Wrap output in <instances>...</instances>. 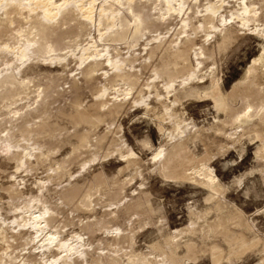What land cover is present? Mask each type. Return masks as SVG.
<instances>
[{
  "label": "bare ground",
  "instance_id": "obj_1",
  "mask_svg": "<svg viewBox=\"0 0 264 264\" xmlns=\"http://www.w3.org/2000/svg\"><path fill=\"white\" fill-rule=\"evenodd\" d=\"M233 2L238 4L237 8ZM263 6L256 0H0V37L2 34L17 33L12 36L14 42L7 39L0 42V105L14 95H26L10 104L5 103L3 110L6 108L7 112L4 111L5 117H1L0 122H9L13 128L19 126L18 132L28 131L29 135L39 132L47 135L55 131L56 122L50 115L44 116L34 127L30 125L25 129L23 126V129L21 123L35 113L44 115L51 101L64 97V93L52 87L53 80L63 76L69 65L67 55L70 52L60 53L63 50L60 47L63 27L72 21L92 26L94 33L90 32L88 43L77 57L80 65L87 63L77 73L80 78L72 76L70 87L77 93L81 88L79 81L90 83L100 70L103 83L96 89L97 95L91 103L79 109L71 100L69 110L58 111V116H65L75 125L85 124L92 129L104 117L120 113L133 90L138 88L132 103L141 106L146 114L152 113L158 118V129L168 138L167 143L158 146L150 157L153 171L207 190L203 205H187L188 222L183 227L164 232L161 222L159 225L152 222L150 226H156L161 240L150 245V250L144 254L146 256L137 255L133 249L131 241L134 237L130 232L134 231V227L129 228V232L114 227L109 230L108 236L115 247L100 248L101 255L93 257L90 255L91 243L83 235L77 233L67 239L55 225L61 208L51 206V199L57 197L62 205L79 198L78 203L75 202V211L93 212L99 202V198L93 199L94 189L107 183L113 188L112 191L107 189L113 198L123 185H127L125 183L142 176L141 157L123 142V146L115 151L125 165L112 177L101 170L90 177L79 175L81 179H70L60 190L52 185H38L35 194L26 193L21 185L23 183L8 184L10 186L5 189L9 198L6 209L12 208L15 213L9 220L1 202L0 264H78L81 258H85L86 264H186L198 254L208 256L211 264H237L248 252H256L259 255L258 264H264V234H260L255 219L250 220L251 217L248 218L243 210L227 203V188L210 163L208 156L211 154L207 155L205 151L206 154L199 156L191 149L197 140L209 138L206 134L212 129L214 133L226 136L232 144L253 135L260 142L257 157L264 158V48L253 57L244 77L230 93L223 90L216 61V56L223 54L245 27L247 31L250 29L264 38V24L259 21ZM15 13L23 16L29 24L26 30L14 27L17 22ZM118 43L127 45L126 54L121 52ZM133 48L134 51H131ZM53 63L61 65L63 71L57 74L43 71V65ZM147 70L152 72L150 80L142 82ZM42 77L48 79L43 89H36V93H32L34 97H30L32 91L25 93ZM120 84L123 86V89L120 88L123 97L110 93L113 97L110 99L109 90ZM199 97L212 99L214 107L225 115V119L218 117L216 124L212 123L209 129L188 122L181 106L185 100ZM112 99L114 102L110 103ZM239 102L240 105H237ZM228 125H232L233 131H226ZM118 129V126L108 122L106 130L97 136L93 145L100 148L102 144L110 143L118 134ZM23 136V142L14 140L13 134L0 139V158L14 161L16 172L22 166L26 171L47 161L48 150L42 148L38 140L26 134ZM74 137L76 144L71 151L90 143L87 133ZM77 155L54 161L56 166L51 167L53 173L49 178H63L66 171H70L67 165L77 159ZM85 162L88 160L81 163ZM261 167L264 172V163ZM125 170H129L130 174L122 179L119 174ZM262 177L264 179V174ZM143 184L141 181L139 185ZM107 185L104 187L107 188ZM41 190L42 193L37 194ZM132 208L151 216L160 210L154 206L151 194L140 187L132 202L119 210L110 208L105 214L114 216L113 220H116L118 213L123 214ZM101 223L96 219L85 226L94 232ZM125 243H130L132 249L127 251L125 245L124 250L121 244Z\"/></svg>",
  "mask_w": 264,
  "mask_h": 264
},
{
  "label": "rangeland",
  "instance_id": "obj_2",
  "mask_svg": "<svg viewBox=\"0 0 264 264\" xmlns=\"http://www.w3.org/2000/svg\"><path fill=\"white\" fill-rule=\"evenodd\" d=\"M256 1H258L260 5L264 4V0ZM234 4L237 8L238 4ZM13 15L17 19L14 27L21 31L26 30L29 24L26 23L23 16H19L16 13ZM259 16V21L264 24V6L260 10ZM173 22H176V20H173ZM252 23H250V27H252ZM170 28L172 27L170 26ZM243 29L239 31L238 37L230 44L229 47H227L225 52L219 56H216L218 73L222 78L221 82L225 93H227V91L229 93L232 91L234 85L244 77V74L250 66L253 57L259 55L264 48V38H262L260 35H257L250 29H248L249 31H247L246 27ZM62 30L64 32L62 35V45L60 47L61 50H63L60 51V53L64 54L70 52L67 55V63L69 65L65 69V73L63 76L55 78L53 80L52 87L57 89L59 92L64 93V97H60L56 101L54 100L55 102L51 101V103L47 105V111L46 113H44V115L41 116L39 113H35L30 116V119L25 121L26 123H21L22 127L24 126L25 129L30 125L31 127H34L35 124H39L42 121L44 116L48 117L50 115L52 116V118L54 117V122H56L54 125L56 126L54 129L55 131L52 130L53 132H50L47 135L44 133L41 134V132H39L40 134L32 133L31 135H29L28 131L18 132V130L20 129L19 126H14L13 128L11 126L13 124L9 122H6L4 120L0 122V139L8 138L9 135L13 134L14 140H20L23 142L25 138L23 134H26L30 136V138L38 140L42 144V148L48 150L47 161L43 164H40L39 166H35L31 170L27 169L25 171V166H22L20 171L16 172V163L14 161L8 160L6 159V157H3V159L0 158V204L3 203V207L5 206L4 209H6V204L9 198L5 189L14 182L16 184L23 183L21 185L24 186V191L26 193L35 194L38 185H52V187L60 190L62 186H66L70 179H81L82 176L79 177V175L90 177L91 175L98 173L101 170H104L109 177H112L114 174L117 175L119 168L123 167L125 163L121 160V158H119V156H117V152L115 150L120 148V146H123L122 144H124L123 142H125L126 145L129 144L128 146H131V148H133L141 157V161H143L141 163L143 172L142 176H137L132 182L125 183L127 185H123L124 188L122 186V188L120 189L121 191L117 192V194H115L113 198H111L109 195V191H112L111 189L113 188H111L112 186L109 187L107 183L101 184L98 187L99 189H94L92 192L94 194L93 199L99 198V202L95 206L96 209L93 212L75 211V202L77 204L79 198H75L77 200L73 199V201L69 204L61 203L62 205H60V201H57V197H55L56 199H51L52 205L50 202L49 205H55V207L57 206L58 209L61 208V210H59L60 214H58L57 216L58 221L56 219L57 223H54L55 225H57L59 230H62L63 236L66 235L65 237L67 239H70L77 233L83 235L86 241L91 243L90 250H92V252L90 255H92L93 257L101 255L102 251H100V248L107 246V248L113 249L115 247L113 246V241L108 236L109 230L114 227H120L123 230L125 229L126 232H129V228L134 227V231L130 232L132 238L134 237V239H132L131 241V244L133 243V249L135 250V253L137 255L146 256L144 254H146L150 250V245L154 243V241L156 242V240H161V234L157 231L156 226H150L152 222L154 221L158 223V225L160 224L159 222H161L160 226L163 227L164 232H166L167 230H173L175 228L183 227L188 222L187 205H203V203H205L204 198L207 195V190L200 185L188 182H180L176 179L163 177L160 173L153 171L150 157H152V153L158 146L167 143L166 141H168V138L166 134H163L158 129V118L154 117L152 113L146 114L145 110L142 109L141 106L139 107L137 104L132 103V97L134 96L133 94H138V88L133 90L132 94L128 97V102L122 108L120 113L114 116L104 117L103 121L92 129L85 124L75 125L69 118H66L65 116H58V113L63 109V111L69 110V104L72 101H74L75 107L79 109H82L86 105L91 103L97 95L96 89L103 83V77L101 76L102 70H100L90 83L87 84L79 81V86L81 85V88L77 93H75L73 87H70L72 76L76 75L77 78H80L81 76L77 73L87 63H83V66L80 65V61L77 57L81 48L88 43L90 39L88 37L90 32L94 33V28H92V26L86 27L84 25H79L78 23L72 21L70 25L64 26ZM13 34L17 33L13 32L12 34H2L0 37V42H4L6 39L11 40L10 42H14V38L12 39ZM95 34L97 33L95 32ZM154 34L156 33H153L152 35ZM7 37H10L11 39H8ZM63 44H65V46H63ZM117 46L121 48V52L123 54H126L128 52L127 45L118 43ZM137 48H139V46L135 47V49ZM132 50L134 51V48L131 49V51ZM73 54L76 55L74 56ZM219 58L220 60L218 61ZM138 63L139 62H137V64ZM46 70H49L53 74H57L62 72L63 68L61 65L53 63L47 66L43 65V71ZM151 74L152 72L150 70H147L146 75H144L142 78V82L149 81V75L151 76ZM44 79H46L47 81ZM46 82H48L47 78H39V81H36L37 85H31V88L28 90L29 92L27 91L25 93H30V91H32L30 97H34L35 95L33 96V94L36 93V89H43ZM40 83L42 84V86ZM121 86L122 84L117 85L114 89H110L108 94H117L120 98H122L123 94L120 88L123 89V86ZM75 94L76 98L74 99ZM111 94L108 95V97L111 96L110 99L113 98ZM137 94L135 96H137ZM23 96L25 97L26 95L24 93H22L20 96L14 95L13 97L8 98L4 103H2V105H0V107L2 106V111H0V113L3 114L0 116L1 120L5 117L4 111L7 112L6 108L5 110H3L5 103L10 104L11 102L15 101V99L19 100ZM23 102L25 101H22V103ZM113 102L114 99H112L110 103ZM237 105H240V102ZM181 108H184L183 116L187 118L188 122L191 121L198 127H204L203 129H209L213 124H216L215 122H217L218 117L221 119H223L224 117L225 119V115L222 112H218L216 110L213 100L210 98L199 97L185 100ZM108 122L113 123V126H118L119 132L114 136L113 140H111L110 143L106 142L102 144L101 147L99 146L100 148H98V146H95L93 144L96 142L97 136L99 134H102L106 130ZM225 128L227 132H231V130L233 131L232 125H228ZM84 133H87V135L89 136L90 143H88L87 146L80 147V149L78 148L77 150L71 151L76 144V139L74 136ZM206 135L209 138H204L201 141L197 140L198 142L196 141L195 145H191L192 151L199 156H202L203 153L206 154V152L208 153L207 155L211 154L210 156H208L210 158V163L214 167L215 172L220 178L222 184L225 186V188H227V192L225 193L227 203L231 204L232 206L235 205L239 209L243 210L248 218L251 217L250 220L254 218L255 223L259 227L260 234H264V179L262 177L264 172H262L261 167L264 163V158L257 157L256 151H258L257 147H259L258 145H260L259 140L252 135L250 137L244 138L240 143L232 144L226 139V136L224 138L222 134L214 133L212 129H209ZM117 138L121 139L118 140ZM202 141L204 142L202 143ZM76 152L79 155H77L78 158H74V161L71 163L72 165L70 164L67 165L68 167L66 166L67 170H70L71 172L66 171V173L63 175V178L60 177L57 180L49 178V175L53 173L52 168L56 166V160L60 161L66 157H73V155L75 156L77 154ZM48 156H50V159H48ZM83 160H88V162L84 163L86 164L85 167H83L84 164L81 163L83 162ZM20 163L23 164V162ZM259 169L261 170L259 171ZM129 174L130 171L125 170L119 175L123 179V177H126ZM43 181L45 184H43ZM141 181L144 183L143 186L139 185ZM239 181L241 183H239ZM30 185H32V188ZM104 185H107V188L106 186L104 187ZM137 187H141L143 191H147L151 194V199L154 203V206L160 208V210L156 214H154L153 216L142 213L140 214L133 208L127 210V212L123 214L118 213L119 215L116 216V220L115 218L113 220L114 216L105 214L106 210L110 208L114 207L116 208V210H119L125 205L132 202L134 195L138 191ZM135 188L136 192H134ZM104 192H108V194H105ZM38 193L41 194L42 190L40 192L38 191L37 194ZM29 196L30 195H28L26 198L28 199ZM109 197L111 198L112 202L109 200ZM7 209V212L6 210H4L3 212L5 213V216H8L7 218L10 220L15 212L12 211V208L9 210V207H7ZM96 219L101 220L102 222L98 226V228H96L94 232L86 229V223L93 222ZM161 219L163 221H161ZM32 244L33 243L28 246L30 247L32 246ZM131 244L127 243L126 245L125 243L121 245L124 246V250L127 249L128 251L132 249ZM128 245H130V248L128 247ZM93 253L95 255H93ZM196 258H193V262L191 261V259H189L186 264H211L210 258L208 256H199L198 254ZM84 259L85 258H81L78 264H86ZM258 262L259 255L256 254V252H248L245 254L244 259L238 261L237 264H258ZM102 263H104V261H102Z\"/></svg>",
  "mask_w": 264,
  "mask_h": 264
}]
</instances>
